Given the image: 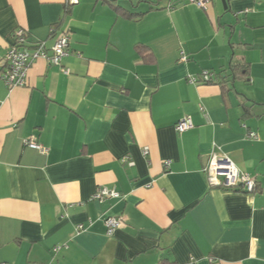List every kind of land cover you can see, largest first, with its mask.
I'll return each mask as SVG.
<instances>
[{
  "label": "crops",
  "instance_id": "1",
  "mask_svg": "<svg viewBox=\"0 0 264 264\" xmlns=\"http://www.w3.org/2000/svg\"><path fill=\"white\" fill-rule=\"evenodd\" d=\"M19 28L49 49L68 31L69 74L40 59L9 87ZM205 70L213 83L190 81ZM213 153L257 190L210 187ZM101 188L120 197L93 199ZM109 217L123 220L111 236ZM191 258L264 264V0H0V264Z\"/></svg>",
  "mask_w": 264,
  "mask_h": 264
},
{
  "label": "built area",
  "instance_id": "2",
  "mask_svg": "<svg viewBox=\"0 0 264 264\" xmlns=\"http://www.w3.org/2000/svg\"><path fill=\"white\" fill-rule=\"evenodd\" d=\"M188 2L201 9H207L210 0H188ZM13 41L2 61L6 68L1 78L9 87H24L27 84L30 68L40 59L48 61L51 65L61 67L65 74H69V70L63 67L64 59L69 56L71 42L68 31H62L50 49L44 42H30L28 32L22 28L14 32ZM181 60L187 61L188 57L183 54ZM211 79L212 73L205 70L199 77H193L190 81L192 83H205ZM193 127L194 123L190 117L181 119L175 125L180 134L191 130ZM251 137H255V134L252 133ZM25 144L43 154L48 152L43 145L33 139L27 140ZM168 164L169 162H167ZM204 172L210 187L242 190L249 194L255 192L257 188L256 180L250 174L241 171L228 155L213 153ZM119 197L118 192L108 188H101L93 195V199L100 201ZM105 225L107 235L111 236L115 231L122 228L123 220L117 217H109L105 220ZM58 250H60V247L56 248V251ZM187 264H194V259L191 258Z\"/></svg>",
  "mask_w": 264,
  "mask_h": 264
},
{
  "label": "trees",
  "instance_id": "3",
  "mask_svg": "<svg viewBox=\"0 0 264 264\" xmlns=\"http://www.w3.org/2000/svg\"><path fill=\"white\" fill-rule=\"evenodd\" d=\"M66 14H68V11L66 12ZM143 15V14H141ZM64 23V20L61 22L60 25H62ZM231 71H232V76L234 77H241V76H245L248 73V66L246 64H242V63H235L231 65ZM244 74L240 76V72H243ZM210 84L213 83V79H211L209 82H205V84ZM257 190V188H256ZM255 190V191H256ZM233 191H242V190H233Z\"/></svg>",
  "mask_w": 264,
  "mask_h": 264
},
{
  "label": "water",
  "instance_id": "4",
  "mask_svg": "<svg viewBox=\"0 0 264 264\" xmlns=\"http://www.w3.org/2000/svg\"><path fill=\"white\" fill-rule=\"evenodd\" d=\"M222 1H223L224 5L227 4V0H222Z\"/></svg>",
  "mask_w": 264,
  "mask_h": 264
}]
</instances>
